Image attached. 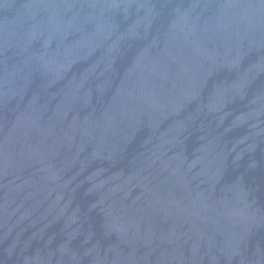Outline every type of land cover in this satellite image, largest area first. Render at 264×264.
I'll list each match as a JSON object with an SVG mask.
<instances>
[{"label":"water","instance_id":"water-1","mask_svg":"<svg viewBox=\"0 0 264 264\" xmlns=\"http://www.w3.org/2000/svg\"><path fill=\"white\" fill-rule=\"evenodd\" d=\"M0 264H264V0H0Z\"/></svg>","mask_w":264,"mask_h":264}]
</instances>
